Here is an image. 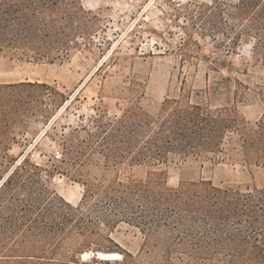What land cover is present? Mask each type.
<instances>
[{
  "label": "trees",
  "instance_id": "obj_1",
  "mask_svg": "<svg viewBox=\"0 0 264 264\" xmlns=\"http://www.w3.org/2000/svg\"><path fill=\"white\" fill-rule=\"evenodd\" d=\"M174 15L194 30L182 27L186 37L177 47L181 93L167 96L152 115L138 104L145 81L133 82L120 116L99 113L62 135L63 158L57 162L84 187L78 206L52 189L44 168L29 154L10 153L31 119L54 116L45 96L55 111L69 99L47 83L0 84V264H264V188L218 187L203 178L171 187L161 168L171 156L220 154L234 130L246 162L264 166V101L251 128L238 110L251 101L248 85L223 76L202 92L187 86L188 69L201 58L210 61L211 71L229 72V56L246 38L252 39L253 62L264 67V0L193 1ZM95 19L83 0H0V57L16 64L42 62L55 53L81 50L80 40L91 51ZM195 35L211 39L209 56ZM93 154L109 168L148 171L142 178H122L118 172L112 178L85 177L80 167ZM123 223L144 237L137 255L111 237ZM91 253L121 258L82 261Z\"/></svg>",
  "mask_w": 264,
  "mask_h": 264
},
{
  "label": "rangeland",
  "instance_id": "obj_2",
  "mask_svg": "<svg viewBox=\"0 0 264 264\" xmlns=\"http://www.w3.org/2000/svg\"><path fill=\"white\" fill-rule=\"evenodd\" d=\"M211 0H83L85 8L95 14V34L92 52L89 44L80 40L81 50L69 56L55 53L51 60L14 63L0 57V84L18 81L47 83L63 93L69 101L55 111L47 100V109L54 116L31 119L18 143L11 150L15 157L29 154L32 162L44 168V178L62 198L73 206L81 202L84 187L68 175L62 160V135H69L79 124H88L96 114L107 112L118 117L128 105V87L133 82L145 81V93L138 100L139 106L156 115L167 96L181 93V58L177 47L188 32H194L183 17H175L180 5ZM182 12V11H180ZM202 45V53L209 56L213 48L210 38L205 41L195 35ZM252 39L242 41L237 51L229 56L233 68L213 72L210 61L201 58L194 68L188 69L187 86L194 92L221 80L223 76L237 78L252 90L251 101L238 105L246 125L254 128L260 120L264 101V67L256 65L251 57ZM107 60V67L100 69ZM187 71V68L186 70ZM196 99V98H194ZM76 141V140H75ZM77 142V141H76ZM168 173V184L177 187L180 181L211 180L218 187L236 189L264 188V166L251 165L242 153L240 134L228 133L223 151L202 158L182 159L171 156L161 166ZM85 177L112 178L118 172L123 178L133 175L142 178L146 167L106 166L105 160L93 154L80 167ZM72 202V203H71ZM112 239L125 251L137 255L144 237L128 224H120L113 231ZM82 256V261L93 257ZM109 254V253H103ZM117 259L121 258V254ZM114 261V260H110Z\"/></svg>",
  "mask_w": 264,
  "mask_h": 264
},
{
  "label": "water",
  "instance_id": "obj_3",
  "mask_svg": "<svg viewBox=\"0 0 264 264\" xmlns=\"http://www.w3.org/2000/svg\"><path fill=\"white\" fill-rule=\"evenodd\" d=\"M93 256H96L98 259L103 260V261H110V260H117V257L119 255L115 254H103V253H97L92 254ZM116 256V258H114Z\"/></svg>",
  "mask_w": 264,
  "mask_h": 264
},
{
  "label": "bare ground",
  "instance_id": "obj_4",
  "mask_svg": "<svg viewBox=\"0 0 264 264\" xmlns=\"http://www.w3.org/2000/svg\"><path fill=\"white\" fill-rule=\"evenodd\" d=\"M72 203V202H71ZM90 254H85L84 257H88ZM116 255V254H115ZM120 257V256H119ZM116 258V256L114 257Z\"/></svg>",
  "mask_w": 264,
  "mask_h": 264
}]
</instances>
